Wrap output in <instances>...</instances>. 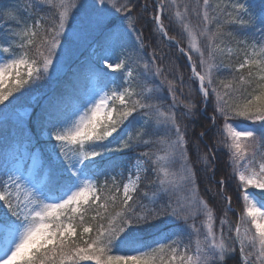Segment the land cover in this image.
<instances>
[{"label":"snow or ice","instance_id":"obj_1","mask_svg":"<svg viewBox=\"0 0 264 264\" xmlns=\"http://www.w3.org/2000/svg\"><path fill=\"white\" fill-rule=\"evenodd\" d=\"M43 2L51 4L52 0ZM98 4L100 7L61 0L52 24L37 22L24 25L19 31L9 29L15 39L0 42V114L16 103H6L10 97L32 88L55 70L54 64H60L58 53L62 54V41L75 19L72 13L78 8L91 9L96 26L107 30L111 47L104 57V66L113 73H122L117 83V78L104 72V87L67 110L48 114L42 132L48 138L52 155L46 183L36 179L35 171L25 174L20 167L7 169L0 176V264H223L236 251V242L241 264H264V11L257 16L253 6L242 0L222 4L202 0L200 10L193 9V13L202 16L199 34L207 37L206 57L187 23L189 6L185 4L181 9L177 0H171L176 9L175 19L192 40L187 51L179 50L187 56L205 107L210 95L215 98L211 122L222 137L219 144L228 150L232 166L229 178L238 181L237 191L244 205L239 222L228 228V232H235V237H225L224 220L217 232L214 210L200 196L197 173L188 155L187 126L181 127L174 112H160L149 95L153 89L148 82L163 71L155 63V50L150 61L143 57L133 60L123 51L115 55V49L130 33L136 34L137 51H143L142 33L135 27L141 7L135 0H98ZM149 9L145 0L142 10L147 13ZM168 11L167 0H160L152 8V21L155 30L171 42L175 37L169 35L165 25V20L171 19L165 15ZM117 13H123L126 28L112 27L110 17ZM232 24L253 29L252 41L237 40L227 31ZM225 37L235 42L244 59L235 69L242 74L227 84L220 80V90L215 86L213 69L231 67L222 60L216 63L217 40L223 42ZM176 45L179 47V41ZM193 50L198 54L201 71L189 54ZM134 64L142 67L143 72L136 71ZM244 69L248 70L246 75ZM237 82L246 87L235 86ZM169 91L175 103V92L171 87ZM194 107L186 104L188 112L184 115L192 114ZM162 116H166L164 122L174 137L163 141L170 162L162 164L165 157L143 151L131 167L99 182L97 177L103 174L99 165L109 154L162 143L159 138L145 139L156 134L149 129L153 121L161 123ZM218 118L222 127L217 124ZM138 120L142 123L136 127ZM194 147L199 156V146ZM176 160L180 162L178 172L171 168ZM203 162L206 167L202 171L212 172L208 179L215 180V153L211 147ZM150 171L155 173L158 188L152 196L145 192L148 202L142 203L136 194ZM225 179L217 181L221 194ZM250 188L260 191L253 193ZM223 198L228 205L226 214L231 210L232 197ZM92 212L95 215H90ZM197 217H203L200 227L195 222ZM171 221L183 222L189 231H164ZM201 227L205 229L203 239Z\"/></svg>","mask_w":264,"mask_h":264},{"label":"trees","instance_id":"obj_2","mask_svg":"<svg viewBox=\"0 0 264 264\" xmlns=\"http://www.w3.org/2000/svg\"><path fill=\"white\" fill-rule=\"evenodd\" d=\"M65 2L96 4L97 7H100L98 0H65ZM135 2L141 7L135 27L138 33H142L145 47L142 52H138L136 34L130 33L122 41L121 46L115 49V53L119 56L123 51L126 55H130L133 60L143 57L144 60L150 61L155 50L157 55L155 63L163 71L160 76H154L148 82V87L153 89L149 95L153 97L159 108L174 112L181 122L182 128L187 126L188 155L197 173L200 195L214 210L215 225L218 226L221 219H226L230 224H236L243 213L244 205L237 191L238 181L229 178L231 177L232 167L228 150L223 144H219L222 137L218 136L216 126L212 125L211 122V117L214 115L213 104L215 98L210 95L209 104L205 107L202 94L199 92V84L191 78L192 71L188 65L187 57L179 50V48H184L187 51L190 48L189 33L175 19L174 12L176 9L171 6V0H167L169 11L165 13L166 16L171 17V19L165 20L169 35L175 37V40L171 42L155 30L152 21V8L158 3L155 0H147L150 9L147 13H144L142 6L145 0H135ZM226 2L228 0H212L213 4ZM177 3L181 6V9L185 4L189 6L187 23L196 35L199 47L207 54V37L199 34L203 28L202 16L193 13V9L200 10L202 0H199V3L198 0H177ZM60 4L61 0H52L51 4L44 3L43 0H22L19 2L18 0H0V28L11 22L8 21L6 10L10 6L17 5L16 10L21 23L32 26L40 22L48 26L52 24ZM136 11V9L133 10L134 13ZM72 15L75 19L71 22L72 27L65 34V39L62 41V54L58 53V57H63L62 59L67 65L65 70L57 76H54L53 72H49L30 88L40 96L33 105L31 116L27 121L10 117L0 119V175H4L5 170L12 169L22 156L23 151L27 149L31 154L36 151L41 152L42 164L38 170V180L42 181L44 176H47V166L52 160L48 148V138L42 134L43 124L48 114L58 110H67L86 99L91 93L94 81L103 83L102 75L104 72L100 71L99 58L111 47L110 36L106 29L96 26V16L91 9L78 8L73 11ZM110 20L114 22L112 24L114 29L126 28L127 22L123 19V13L115 14L110 17ZM227 31H230L237 40L251 42L254 37L253 29L241 27L237 24L228 25ZM256 38L258 39V33ZM176 41H179V47H177ZM217 44H219V50L216 54V63L219 64L222 60L225 65H231V67H221L219 70H213L215 86L223 90V86L219 84L220 80L227 84L234 77H239L242 74L235 71V69L243 61L244 54L237 51L235 42L228 37H225L223 42L217 40ZM240 47L243 48L244 45L241 44ZM92 50L94 51L93 54L91 53ZM93 56H96L95 61ZM133 67L136 71L143 72L142 67H138L136 64ZM103 70L105 71L106 68H103ZM247 71V69H244L243 74L246 75ZM121 75L122 73L118 72L115 77L117 83H120L118 78ZM235 86L246 87L245 85H239L238 82ZM170 87L175 92V103L172 93L169 91ZM186 104L195 105L190 115H184L188 112V109L185 108ZM141 123L142 121L138 120L136 127H139ZM217 124L222 127V120L218 118ZM153 130L156 134H150L145 139L156 140L159 138L163 141L173 138V136H169V131L156 129L152 122L149 132L151 133ZM201 132H204L203 137L200 136ZM218 144L219 147H217ZM194 145H198L200 148L199 156H197ZM209 147L215 153L213 165L216 175L215 180L208 179L213 175L212 172L205 173L202 171L206 167L203 158L208 155ZM163 150V143H153L123 153H111L101 161L99 167L103 174L99 175L97 179L99 182H103L105 176L115 175L124 168L131 167L143 151H151L158 156ZM209 159H211V156H209ZM141 175L143 176L144 173L142 172ZM221 177H226L222 194L217 184ZM155 178V173L151 171L147 173V179L142 181L136 194L137 200L147 203L148 200L143 194L147 192L149 196H152L153 193L157 192L158 186L155 183ZM209 188H212L213 195L209 192ZM224 195L232 197L231 210L227 211L226 214L225 211L228 205L223 198ZM163 199L167 200L168 197L163 196ZM90 215H95V213L92 212ZM166 219L170 220V218ZM164 231L187 232L189 230L183 226L181 221H171L165 225ZM185 243H188V241L185 240ZM192 247H194V238ZM234 247L236 251L230 254L223 264H241V253L237 242ZM85 264H91V262H85Z\"/></svg>","mask_w":264,"mask_h":264},{"label":"rangeland","instance_id":"obj_3","mask_svg":"<svg viewBox=\"0 0 264 264\" xmlns=\"http://www.w3.org/2000/svg\"><path fill=\"white\" fill-rule=\"evenodd\" d=\"M19 1H22V0H18V2ZM242 2L253 6L252 7V11L257 16H259V14L262 11H264V0H242ZM16 6L17 5L10 6V7H8L6 9L7 10L8 21H11V22L5 24V26H3V27L0 28V42H7L10 39H15V37H13L9 33V29H12L13 31H19L20 30V27H23L25 25V24H23V23H21L19 21V16H18V13H17V10H16ZM196 42L198 44V40ZM191 44H192V40H191V37L189 36V47L191 46ZM198 46H199V44H198ZM91 53L93 54L94 51L92 50ZM106 54H108V51H106L103 54H101V56L99 58V64L101 66L100 67L101 68L100 71L101 72L102 71L103 72H107V73H109L110 76H112V77L115 78L118 75V72L117 73H113V72H111L110 69H107L104 66L103 60H104V57H105ZM189 54L192 55L193 61L196 62L197 70L198 71H201V67H200V64H199L198 54L194 50L191 51ZM207 54H205L206 57H207ZM115 55L118 56L116 53H115ZM58 58L60 60V64L58 66H56L54 64V69L55 70L50 71V72H53L54 76H57V75L62 74V72L67 67V65H65V63H64V59H62L63 57H58ZM0 59H2V57H0ZM93 59L95 61L96 56H93ZM112 59H115V56H113ZM187 62L189 64L188 59H187ZM189 67H190V64H189ZM103 68H106V70L104 71ZM190 69H191V67H190ZM191 78H193V74H192V77ZM196 82L198 83V81H196ZM101 87H104V82L101 83L99 81H97V82L94 81V84H93L91 93L94 92L95 90L101 88ZM39 96H40L39 94H35L34 91H32L31 89H26L24 91V93H17L15 96L10 97L9 102H6V103H10L13 100H16V103L12 105L11 109H9L6 112L0 114V119L1 118H6V117H10V118H15V119L22 120V121H27V119L29 118V116H30V114L32 112L33 105L37 102ZM17 97H19L18 100H17ZM0 109H3V106H0ZM159 109H160V112H162V113H165V114H168L169 113V111H164L162 108H159ZM165 119H166V116L160 117L161 123H159V124H156V122L153 121L156 129H162V130L169 131L168 124L164 122ZM238 123H241V124H244V125L247 124V122H241V121H239ZM169 136H171V134ZM170 140L171 139H167V140H163V141H170ZM163 141H162V143H163ZM163 148H164L163 152L159 153L158 156L165 157V160L164 161H161L162 164L163 163H169L170 160H169V157L167 156V151L168 150H167V147H166V144L165 143H163ZM262 150H264V149H262ZM34 162H35V168H33ZM41 162H42V159H41V154L39 153V151H37V152H35L34 154L31 155L28 150H24L23 155L21 156V158L19 159L18 163L13 168L20 167L25 172V174H28L29 172L35 171L36 176H37V171H38V169H39V167L41 165ZM171 168H172V170L178 172L179 169H180V162H179V160H176L174 163H171ZM0 176H3V175H0ZM36 179H37V177H36ZM249 191L250 192H253V193H256V192H259L260 190L251 189L250 188ZM209 192L213 195L212 188H211V191H209ZM257 198L259 199V197H257ZM0 203H2V202H0ZM202 219H203V217H197L196 218V221L195 222H196V224H197L198 227H200V223H201V220ZM223 220L225 222V224H224V235H225V237H229V236L235 237V232L234 231L228 232V228L230 226L234 228V226L237 223L236 224H230V223L227 222L226 219H223ZM182 224H183V222H182ZM183 226L186 227L184 224H183ZM214 227H215V230L217 232H219L220 224L218 226L215 225ZM186 229H187V227H186ZM200 230H201V239H203V233H204L205 229L203 227H201ZM242 231H243V229H242ZM228 242L230 243L231 241H228ZM237 245L239 247L238 242H237ZM194 247H195V239H194Z\"/></svg>","mask_w":264,"mask_h":264},{"label":"water","instance_id":"obj_4","mask_svg":"<svg viewBox=\"0 0 264 264\" xmlns=\"http://www.w3.org/2000/svg\"><path fill=\"white\" fill-rule=\"evenodd\" d=\"M190 64V63H189Z\"/></svg>","mask_w":264,"mask_h":264}]
</instances>
